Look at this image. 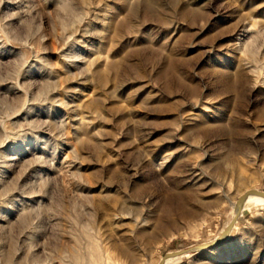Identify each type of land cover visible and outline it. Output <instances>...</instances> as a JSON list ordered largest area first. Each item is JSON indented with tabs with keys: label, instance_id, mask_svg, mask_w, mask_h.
<instances>
[{
	"label": "rangeland",
	"instance_id": "rangeland-1",
	"mask_svg": "<svg viewBox=\"0 0 264 264\" xmlns=\"http://www.w3.org/2000/svg\"><path fill=\"white\" fill-rule=\"evenodd\" d=\"M256 190L264 0H0V264H264Z\"/></svg>",
	"mask_w": 264,
	"mask_h": 264
},
{
	"label": "bare ground",
	"instance_id": "bare-ground-1",
	"mask_svg": "<svg viewBox=\"0 0 264 264\" xmlns=\"http://www.w3.org/2000/svg\"><path fill=\"white\" fill-rule=\"evenodd\" d=\"M246 196H243L241 199H240V203H242L244 201ZM250 203H259V204H264V192H258L257 190L254 191V192H251L249 195H248V198H247V204H250ZM235 209L237 210H241L242 208L238 205L234 206ZM244 211V210H243ZM237 218H234V222L236 221ZM5 260V259H4ZM9 260V259H8ZM7 263V262H6Z\"/></svg>",
	"mask_w": 264,
	"mask_h": 264
}]
</instances>
